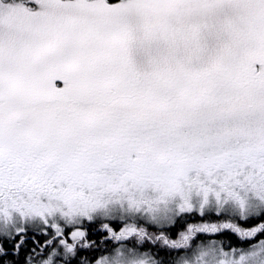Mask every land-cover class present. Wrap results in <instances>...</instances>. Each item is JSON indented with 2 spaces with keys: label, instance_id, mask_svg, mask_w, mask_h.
Returning <instances> with one entry per match:
<instances>
[{
  "label": "snow or ice",
  "instance_id": "obj_1",
  "mask_svg": "<svg viewBox=\"0 0 264 264\" xmlns=\"http://www.w3.org/2000/svg\"><path fill=\"white\" fill-rule=\"evenodd\" d=\"M0 264H264V0H0Z\"/></svg>",
  "mask_w": 264,
  "mask_h": 264
},
{
  "label": "trees",
  "instance_id": "obj_2",
  "mask_svg": "<svg viewBox=\"0 0 264 264\" xmlns=\"http://www.w3.org/2000/svg\"><path fill=\"white\" fill-rule=\"evenodd\" d=\"M38 239L40 238V237H37Z\"/></svg>",
  "mask_w": 264,
  "mask_h": 264
}]
</instances>
